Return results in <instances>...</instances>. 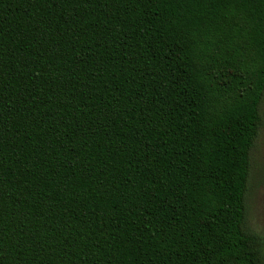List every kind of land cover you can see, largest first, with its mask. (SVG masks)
I'll return each mask as SVG.
<instances>
[{"label":"trees","instance_id":"trees-1","mask_svg":"<svg viewBox=\"0 0 264 264\" xmlns=\"http://www.w3.org/2000/svg\"><path fill=\"white\" fill-rule=\"evenodd\" d=\"M263 101L264 0H0V264H264Z\"/></svg>","mask_w":264,"mask_h":264},{"label":"rangeland","instance_id":"rangeland-1","mask_svg":"<svg viewBox=\"0 0 264 264\" xmlns=\"http://www.w3.org/2000/svg\"><path fill=\"white\" fill-rule=\"evenodd\" d=\"M264 116V101L262 104ZM252 171L248 193V222L250 227L264 237V123L252 150Z\"/></svg>","mask_w":264,"mask_h":264}]
</instances>
